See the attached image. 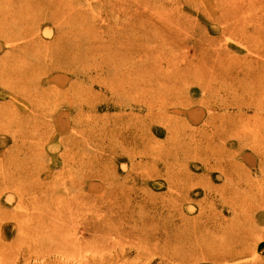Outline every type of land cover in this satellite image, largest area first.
<instances>
[{"label": "rangeland", "instance_id": "obj_1", "mask_svg": "<svg viewBox=\"0 0 264 264\" xmlns=\"http://www.w3.org/2000/svg\"><path fill=\"white\" fill-rule=\"evenodd\" d=\"M248 1L0 0V264H84L92 248L122 242L118 218L99 239L66 230L81 220L66 206L82 191L109 213L111 183L149 214L147 237L196 231L224 250H257L220 264H264V209L239 206L258 205L264 188L247 108L264 98V0ZM235 101L245 134L229 176L238 139L215 126L230 128ZM153 160L162 174L177 161L186 177L176 210L165 179L146 176ZM61 173L76 183L53 187ZM43 210L63 216L41 220ZM158 245L143 243L145 259ZM157 262L218 264L204 254Z\"/></svg>", "mask_w": 264, "mask_h": 264}, {"label": "bare ground", "instance_id": "obj_2", "mask_svg": "<svg viewBox=\"0 0 264 264\" xmlns=\"http://www.w3.org/2000/svg\"><path fill=\"white\" fill-rule=\"evenodd\" d=\"M230 2L235 0H229ZM245 1V0H240ZM257 1L259 0H249L247 3V6L254 8ZM110 59V58H108ZM114 60V58H111ZM107 63H109L107 61ZM127 82H122L120 87H124ZM140 92L144 93L145 97V84L141 85L139 83L138 85ZM152 91H157V87H154L151 89ZM145 103V101H144ZM230 103H226V101L223 102V105L225 108L228 107ZM237 106L238 109V116L235 119H232L230 121V128L223 127L222 126H215L217 130H224L226 129L229 131L233 136H235L238 139L239 149L234 155L233 162L225 163V170H227V174L229 176L232 175V166L237 164V158L241 154V140L244 138V127L242 125L243 118H242V112H244V109L246 107L242 102L235 101L233 103ZM253 106L254 109V116H255V124L254 128L251 129V132L255 138V148L254 150L257 152L258 156L261 158H264V121H260L257 116L264 115V98L261 100V102L258 103H248L247 108ZM63 157H66L67 153H62ZM68 158V157H67ZM262 158V159H263ZM158 162L155 160L150 162L151 167H153V171L148 173L146 176L148 178H155L159 179L164 178L168 188L172 192V199L169 201L170 206H168L170 209L176 210V204L181 200V202L186 201L187 195L186 192L190 188L188 185V182L186 181V177L183 175L182 169L177 167L180 166L179 163L175 160H166L164 161V174H162L158 168H157ZM145 166V161L143 163ZM61 177L56 179L53 184H51L53 187L59 186L63 183H66L67 181H70L72 183H76L75 180H73L72 177L66 176L64 173H61ZM163 175V176H161ZM142 180H145V171L140 173L139 175ZM101 177V176H100ZM230 184H232L233 180L229 179ZM43 187H39L40 194H49L53 191V189L50 186L40 185ZM37 188V187H36ZM191 189V188H190ZM124 188L116 187L114 183L110 184V194L107 196L108 198V209L109 213L106 215H102L100 217L99 212L97 210V200L94 197L87 196L86 194L81 192V194L76 195L73 197L66 206V212L68 211L69 214L75 213L78 215H81V220L78 223H70L66 226V230L69 231V233H79L80 237L82 238L85 235H88L90 238H102L109 228V226L104 227L105 221L107 219L112 218H118L122 223H124L123 227L120 228V233H122V242L117 243V245H111V246H105L102 248H92L90 250L91 254L87 256L84 264H108V263H121V264H160L157 261L158 260H167L169 262L177 261V260H189L193 259L198 254H204L205 256H209L213 259L215 263L220 264V258H225L227 255H233V256H243L251 252H256L257 250H251L250 245H245L243 243L230 248L229 250H224L222 247H219L218 245H214L211 242H206L209 238L204 239L203 234L200 237L196 234V231L193 233H188L183 235L186 237L183 238L182 236H179L178 234H174L173 236H176L173 240L165 241L164 243H161L159 238L156 237L154 234L147 237L145 235V225L148 222V216L149 214L145 212V209H142L140 211H136L135 206H133V200L131 197V192L123 191ZM121 193V197L126 199L124 202L123 199H119ZM261 200L262 202H259L258 205L249 204L248 207L244 204H240L241 207H246L245 211H253L257 209H264V188L261 190ZM39 196V195H38ZM223 201L225 203H229L230 200L227 197H225V194H222ZM119 199V200H118ZM237 202V201H236ZM63 212V210H62ZM62 212L57 213H51L47 212L45 210L41 211V215L46 218H42L41 220L47 219L49 221L54 222L58 221V219H61L63 216ZM38 222L40 223L39 226L43 225L38 219ZM264 222V221H263ZM61 230L65 232V228L62 226L61 223ZM237 235L240 236L242 234L241 228L236 227ZM245 230V227H244ZM245 232V231H244ZM252 236L251 230H249ZM250 234L248 233L247 237ZM234 238V236H232ZM195 239V245L192 244V239ZM150 241L155 244H161L156 246L153 251H151L148 255H146L145 259V248H143V243ZM173 242V243H172ZM137 245L138 250L136 251V255L132 260L128 263L126 258H131V255L133 254V246ZM222 245V244H220ZM218 246V247H216ZM48 255V254H47Z\"/></svg>", "mask_w": 264, "mask_h": 264}]
</instances>
